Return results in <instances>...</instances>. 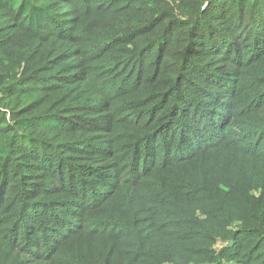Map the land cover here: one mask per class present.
Segmentation results:
<instances>
[{"label":"trees","instance_id":"obj_1","mask_svg":"<svg viewBox=\"0 0 264 264\" xmlns=\"http://www.w3.org/2000/svg\"><path fill=\"white\" fill-rule=\"evenodd\" d=\"M0 264H264V0H0Z\"/></svg>","mask_w":264,"mask_h":264}]
</instances>
